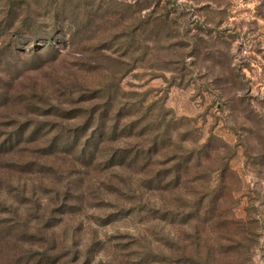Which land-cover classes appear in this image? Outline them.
I'll use <instances>...</instances> for the list:
<instances>
[{"label": "rangeland", "instance_id": "rangeland-1", "mask_svg": "<svg viewBox=\"0 0 264 264\" xmlns=\"http://www.w3.org/2000/svg\"><path fill=\"white\" fill-rule=\"evenodd\" d=\"M0 264H264V0H0Z\"/></svg>", "mask_w": 264, "mask_h": 264}]
</instances>
